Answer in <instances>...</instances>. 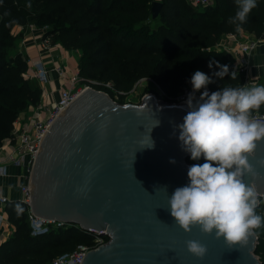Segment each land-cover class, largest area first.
Listing matches in <instances>:
<instances>
[{
	"label": "water",
	"instance_id": "95a60500",
	"mask_svg": "<svg viewBox=\"0 0 264 264\" xmlns=\"http://www.w3.org/2000/svg\"><path fill=\"white\" fill-rule=\"evenodd\" d=\"M159 7L152 1L151 18ZM188 111L184 101L165 102L152 93L123 104L85 86L48 124L29 168L28 204L34 215L105 230L107 240L87 250L80 264H261L253 252L255 234L229 247L198 227L184 231L171 216L168 199L189 182L193 165L178 139ZM148 134L153 148L143 147ZM262 157L264 140L249 158L258 176L245 177L260 192ZM190 239L207 247L203 258L188 251Z\"/></svg>",
	"mask_w": 264,
	"mask_h": 264
},
{
	"label": "trees",
	"instance_id": "16d2710c",
	"mask_svg": "<svg viewBox=\"0 0 264 264\" xmlns=\"http://www.w3.org/2000/svg\"><path fill=\"white\" fill-rule=\"evenodd\" d=\"M154 0H0V143L10 136L12 121L18 112L35 105L41 88L24 77L25 56L16 51L7 56L18 35L14 25L32 22L46 27L44 35L66 49H77V75L81 82L96 81L92 87L113 98L111 88L128 92L141 77H150L165 93L180 92L196 70L212 77V91L225 85L243 84V74L229 62L225 50L215 49L222 34L237 33L228 18L236 11L235 0H212L206 6H193L186 0H158L157 23L151 26L150 6ZM31 5L29 7L28 5ZM240 29L264 36V0H257ZM213 62L209 68V62ZM229 66L223 79L213 75L215 62ZM233 69L238 77L231 79ZM32 80V81H31ZM122 101V94L117 98ZM259 113H264V106ZM190 164H202L204 158ZM23 212L17 214L16 206ZM11 232L0 240V264H52L55 255L72 249L77 243H90L93 234L76 225L31 235L25 219L26 205L11 199L3 205ZM256 212L264 216V204ZM254 254L264 264V228L256 229Z\"/></svg>",
	"mask_w": 264,
	"mask_h": 264
},
{
	"label": "clouds",
	"instance_id": "9594fccd",
	"mask_svg": "<svg viewBox=\"0 0 264 264\" xmlns=\"http://www.w3.org/2000/svg\"><path fill=\"white\" fill-rule=\"evenodd\" d=\"M235 4V14L228 23L239 31L257 7V0H235ZM215 63L219 70L214 76L223 79L229 75L228 65ZM208 66L212 68L213 62ZM230 76L237 79L238 71L233 69ZM213 82L201 70L191 75L189 111L178 125V139L193 160L203 157L205 162L188 168L189 182L175 188L168 204L175 223L184 231L198 227L203 233H214L217 239L222 237L229 247L243 246L256 229L264 228V216L256 212L264 204V192L254 183L245 182L246 176H258L249 158L255 157L258 142L264 140V116L257 115L264 106V85H225L210 93L207 85ZM201 89L204 91L197 98L195 93ZM158 124L159 120L155 126ZM149 137L150 143L143 147L153 148L154 141ZM170 163H175L174 158ZM258 163L264 167V157ZM16 208L18 215L23 212L20 205ZM186 244L196 257L203 258L207 253V247L198 240L190 239Z\"/></svg>",
	"mask_w": 264,
	"mask_h": 264
},
{
	"label": "built area",
	"instance_id": "2783aa9c",
	"mask_svg": "<svg viewBox=\"0 0 264 264\" xmlns=\"http://www.w3.org/2000/svg\"><path fill=\"white\" fill-rule=\"evenodd\" d=\"M193 6L203 7L212 2V0H186ZM48 36L42 37L40 44L42 47L48 45ZM238 47L235 50L242 51L243 53H248L254 45L253 41L238 42ZM216 45H218L216 43ZM240 63L244 64L243 58H239ZM239 71L242 69L237 68ZM243 73V72H242ZM48 70L43 65L42 61H34L27 67L24 77L27 79H35L38 83L43 84L47 81ZM244 80L243 84H255L253 79H247L245 73H243ZM149 77L139 78L132 86V88L123 93L121 91H115L111 88L109 83H104L103 85L110 88L113 91V100L117 101L120 94H124L122 101L120 103H135L138 102L140 97L134 98L136 95L137 84L147 83ZM81 77L77 75V71L70 77L69 84L61 89L58 93L57 98L53 101L52 106L48 112V116L45 119H40L38 117L39 107L33 110L29 115L26 125L22 127L17 126L16 118L12 121V129L10 131V136L3 139L0 143V175L6 173V167L8 164L15 166H20L24 168V180L19 184L20 190V200L26 205L25 219L29 227V233L31 235H37L45 233L52 229L64 228L71 223H66L56 219L43 218L32 214L29 207V193L30 186L28 182V173L30 165L35 157L38 149L39 141L47 129L48 124L51 120L66 107L73 96L85 86H92V84L97 83L96 81L89 80L88 82H81ZM153 81V80H152ZM207 90L211 93L212 90L207 85ZM204 89H201L195 93L196 97L199 98ZM192 92V86L189 81L187 86H185L180 92L172 95L165 93L157 84H155V89L153 91H148L146 93H152L157 100L165 102H182L187 103V98L189 93ZM144 94V93H143ZM118 102V101H117ZM258 116H264V113H258ZM9 201L8 198L0 194V234H2L3 228L6 224H9L6 220L4 214L3 205ZM89 231L93 234L92 241L90 243H77L72 249L63 251L54 256L52 259V264H80L83 255L89 249L96 248L98 245L104 243L107 240V234L105 230H84Z\"/></svg>",
	"mask_w": 264,
	"mask_h": 264
},
{
	"label": "crops",
	"instance_id": "0c3cea01",
	"mask_svg": "<svg viewBox=\"0 0 264 264\" xmlns=\"http://www.w3.org/2000/svg\"><path fill=\"white\" fill-rule=\"evenodd\" d=\"M46 27H35L32 24L14 25L12 33L18 35V48L24 54L27 67L34 61H42L48 70L47 81L43 84L36 83L41 88L38 102L29 105L19 111L16 116L17 126L26 125V121L33 110L38 106V117L45 119L57 98L61 89L69 84L70 77L77 71V59L79 51L77 49H66L58 42H53L49 38L48 45L42 47L40 41L44 35ZM253 41L254 45L248 53L235 50L238 42ZM215 49L225 50L228 54L229 62L234 68L242 69L247 79H253L255 84L264 85V36H255L252 32L240 29L237 33H225L219 38ZM239 58H243L244 64L240 63ZM242 73V74H243ZM244 80V76H243ZM24 168L8 164L6 173L0 175V194L5 195L8 200L19 199V184L24 180ZM10 224H6L3 231L11 229ZM3 232V233H4ZM0 234V240L5 239Z\"/></svg>",
	"mask_w": 264,
	"mask_h": 264
},
{
	"label": "rangeland",
	"instance_id": "374dc122",
	"mask_svg": "<svg viewBox=\"0 0 264 264\" xmlns=\"http://www.w3.org/2000/svg\"><path fill=\"white\" fill-rule=\"evenodd\" d=\"M157 18H152L151 19V22H150V25L153 27V26H155V24L157 23ZM29 24H32L33 25V23L32 22H28ZM46 29V28H45ZM18 41H19V39H18V37H16L15 38V40H14V44H13V47L10 49V50H8L7 51V56H12L16 51H20L19 50V48H18ZM24 55V54H23ZM150 78V77H149ZM32 81V80H31ZM36 82V81H35ZM108 83H109V85L111 86L112 85V82L111 81H108ZM155 82L154 81H152V79L150 78L149 80H148V82L147 83H145V82H143L142 84H137L138 86L136 87V89H133V90H136V96L134 97V98H136V97H139L141 94H143V93H146V92H148V91H153L154 89H155ZM121 95V94H120ZM124 96V94H122V97ZM19 113V112H18ZM16 118V117H15ZM4 214H5V216H6V213H5V211H4ZM9 232H7V231H5L4 233H3V237H7L8 235H9V233L11 232V229H9L8 230ZM257 256V255H256ZM258 257V256H257ZM259 258V257H258Z\"/></svg>",
	"mask_w": 264,
	"mask_h": 264
}]
</instances>
